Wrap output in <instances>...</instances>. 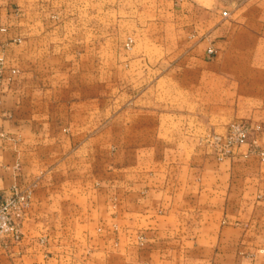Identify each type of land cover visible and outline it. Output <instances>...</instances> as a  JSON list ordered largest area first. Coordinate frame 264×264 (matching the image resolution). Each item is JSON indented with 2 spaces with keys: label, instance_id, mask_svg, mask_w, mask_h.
<instances>
[{
  "label": "crops",
  "instance_id": "1",
  "mask_svg": "<svg viewBox=\"0 0 264 264\" xmlns=\"http://www.w3.org/2000/svg\"><path fill=\"white\" fill-rule=\"evenodd\" d=\"M122 1L0 0L4 73L17 71L14 82L0 85V194L47 177L21 222L23 238L0 246V264H264V162L218 161L198 144L206 130L248 119L262 126L264 149V14L217 24L204 12L195 19L205 28L199 42L174 47L176 63L171 47L153 40L163 33L148 32V51H161L152 69L164 68L153 97H131L128 126L122 114L108 126L106 97H58L54 79L75 64L88 68L81 58L104 46L107 22L116 32V23L136 21L119 18ZM186 17L179 9L178 19ZM145 68L148 74V61ZM159 82L170 97H155ZM219 85L226 97H218ZM189 86L199 97H187ZM89 104H97V119ZM91 135L98 140L97 191L78 194L81 205L73 195L44 191L47 183L89 182L85 156L73 147L76 137ZM107 135L128 136L108 161ZM48 227L47 245L30 239Z\"/></svg>",
  "mask_w": 264,
  "mask_h": 264
},
{
  "label": "rangeland",
  "instance_id": "2",
  "mask_svg": "<svg viewBox=\"0 0 264 264\" xmlns=\"http://www.w3.org/2000/svg\"><path fill=\"white\" fill-rule=\"evenodd\" d=\"M122 2L123 15L119 16V18L122 17V19H124L129 16L136 21L133 23L129 21H121L120 26L116 23L114 25L116 32L113 30V23L107 22V33L104 38V46L100 47L99 51L98 48H96V52L91 50V52L93 51L94 53L83 55L84 57L81 58L83 63L81 62L82 64L79 63V65H83L84 67L86 65L88 68L79 70V68H76L77 64H75L74 70H59L56 79H54L58 85L56 88V94L58 97H106V123L108 126L111 124L113 125L115 115L121 114L123 117L121 123L128 126L129 113L131 107H133V100H131V97H153L152 91L154 88L152 84L157 78H159V76H161L164 68L158 66L156 69H152V66L156 63L159 57H161V51L158 49H155L156 51L151 49L148 51L147 46H149V43L147 44L148 40L146 36L148 32L154 36H161V33H163V36L165 37H153V40L157 41V45L171 47L170 50H168L171 51L169 53V61L171 60L170 62L176 63L179 54L177 53V50H173L174 47L186 46L187 48L193 49L199 42L197 39V33L205 31V28H199V22L195 21V19H198V17L203 15L204 12H211L212 15L216 17L217 24L228 22L233 18H237V16L242 13L264 14V0H256V3L255 0H123ZM109 3H111V0ZM179 9L186 14V20L178 19ZM224 11L227 12V17H223L222 13ZM194 26H196L195 29H193ZM165 32H167V34H165ZM102 40L103 38L100 39V42H102ZM147 61L150 66L148 74L145 68V63ZM164 65L166 66L167 64ZM11 71L12 69L10 70L9 76L4 73V80L0 85L2 83L11 84L16 80L17 71L15 70V74H12ZM148 80L149 85L147 86ZM189 87L187 97H199L200 94L196 95L193 88ZM77 88L80 89V91ZM224 89L225 87L219 85L218 97H226L223 92ZM154 93L155 97H170L167 89L165 92L163 91L160 82L155 86ZM88 106L91 111L95 109V112H93V118L97 119V104H89ZM99 107L101 117V104ZM90 115H92V113H90ZM93 118L91 117V120ZM234 121H247L260 126V131L256 134L255 139L257 147L264 153V149L258 144L262 132V126L259 123L248 119H234L228 122L221 131L208 129L198 138V144L205 149L209 156L218 161L232 159L245 160L250 156H256L260 162H264V160L262 161L255 153H250L247 157H243L242 154L246 153L247 146L241 147L237 154L232 157H220L215 153L214 149L209 146V143L206 141L207 135L212 133L219 135L223 134L229 123ZM118 122H120V120H118ZM121 138L128 139V136L114 137L113 135H107L105 137V157L107 158V161L109 156L113 154L115 149L121 144ZM76 139H78V142H75L73 148L81 149L77 154L85 156L84 161H87L86 165H89L90 167L89 182L85 184L47 183L44 187V191H48L50 194L54 195L53 197L57 194L58 199H60V196H63V194L73 195V197H75V199L72 200L73 204L77 203L78 205H81L84 204L85 200H83L78 194L97 191L94 182L98 179V140L97 136L92 135L84 137L83 141H81V137H76ZM79 157L81 158V156ZM74 170L81 171V165L77 168L74 167ZM74 174L76 175V172ZM44 175V173H40V175L37 176L38 179L36 178L34 183L28 185L26 188L12 186L19 192L29 193V205L26 208L23 218H25L31 208L35 192L42 189L44 186L41 185V182L47 178ZM12 187H10V189ZM10 189L1 193L0 199L8 193ZM58 202L60 201L58 200ZM90 217L91 219L94 218L92 216ZM49 228L50 227L43 228V230L38 231V235L30 237V239L36 241L40 246L47 245L50 240V235H52ZM91 234L93 236L95 235V233L92 232ZM79 236L80 232H76L74 235V237ZM22 238L23 234L21 233V239ZM136 240L140 250L146 249L147 240L143 234L138 233L136 235Z\"/></svg>",
  "mask_w": 264,
  "mask_h": 264
},
{
  "label": "built area",
  "instance_id": "3",
  "mask_svg": "<svg viewBox=\"0 0 264 264\" xmlns=\"http://www.w3.org/2000/svg\"><path fill=\"white\" fill-rule=\"evenodd\" d=\"M222 15L227 17V12L224 11ZM206 54L212 56L215 54V50L208 47ZM15 72V70L11 71L12 74H15ZM3 80V57L0 56V83ZM259 131L260 126L258 124H252L247 121H234L229 123L223 134L212 133L207 135L206 141L220 157H232L237 154L241 147L247 146L246 153L242 154L243 157H247L250 153H255L263 161L264 153L257 147L255 139ZM28 205L29 193L19 192L15 187H12L0 199V245L2 247H7L11 243L16 244L21 240L20 222Z\"/></svg>",
  "mask_w": 264,
  "mask_h": 264
}]
</instances>
